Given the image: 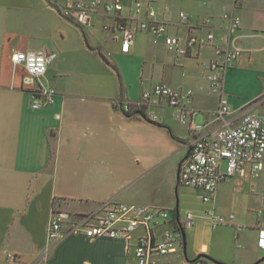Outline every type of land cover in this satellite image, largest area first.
Listing matches in <instances>:
<instances>
[{"label": "crops", "instance_id": "obj_1", "mask_svg": "<svg viewBox=\"0 0 264 264\" xmlns=\"http://www.w3.org/2000/svg\"><path fill=\"white\" fill-rule=\"evenodd\" d=\"M149 1L169 23V34L183 40L188 32L180 23V12L197 27V34H206V28L196 25L210 18L216 34L213 44L183 57L163 41L138 32L131 51L122 53L120 40L103 29L105 23L112 24V18L102 8L94 27L81 31L50 0H0V264H136L134 247L122 239L76 233H67L56 243L47 238L54 198H61V209L73 215L93 211L107 199L129 203L115 199L116 193L103 197L91 191L101 174L125 175L135 170L141 176L157 177L154 191L139 205L166 208L172 218H183L188 210L196 215L195 226L185 230L190 259L207 254L226 264H255L264 257L257 245V228L264 225L263 175L237 173L220 184L211 202L203 201V190L181 185L178 176L197 138L216 135L228 122L238 123L242 107L261 115L256 108L261 103L254 100L249 106L254 97L242 94L253 81L260 86L258 94L264 93V0ZM132 4L133 0H125V13L132 11ZM227 12L241 18L234 35L243 52L225 74L232 113L219 120L214 115L218 95L209 89L207 65L216 58L217 47L228 45ZM103 48L119 66L97 53ZM40 49L57 53L46 79L58 96L53 106L34 110L28 80L22 67L14 72L11 54ZM94 73L98 78L91 82ZM157 82L193 92L188 104L196 112L188 123H181L179 110L163 101L151 107L158 115L154 122L127 116L112 103L136 100ZM199 114L204 123L195 125ZM195 126L204 127L196 133ZM191 195L198 203L189 202L180 210L177 196ZM210 209L225 217L233 214L235 224L248 229L238 233L233 225L213 226L206 215ZM70 222L66 221L65 231ZM8 252L21 258L11 261ZM184 257L160 256L157 264H196Z\"/></svg>", "mask_w": 264, "mask_h": 264}, {"label": "built area", "instance_id": "obj_2", "mask_svg": "<svg viewBox=\"0 0 264 264\" xmlns=\"http://www.w3.org/2000/svg\"><path fill=\"white\" fill-rule=\"evenodd\" d=\"M50 3L60 14L67 13L82 29L94 27L95 15L102 8L112 18V24L105 23L103 29L112 32L120 40L122 53L131 51L138 32L152 35L155 42L163 41L170 50L183 57L194 52L199 53L213 44L216 37L210 18H204L196 25L198 28H206V34H197L194 32L197 27L188 23L185 12H180L179 19L186 27L187 37L183 40L178 34H169V23L160 16V12L149 0H133L130 13H125V0H50ZM224 18L228 22V45L217 47L216 58L207 65L209 89L218 95V106L214 115L219 120L232 113L224 89L225 74L243 52L234 35L241 25V18L228 12L224 14ZM56 58L57 53L46 49L14 51L11 54L14 72L22 67L28 80L27 92L31 95V107L34 110L53 106L56 102L58 91L46 79ZM192 94L191 90L181 91L167 83L157 82L144 90L136 100L122 98L115 99L112 103L127 116L139 115L154 122L158 121V115L151 107L163 101L168 106L177 108L181 123L186 124L196 112L188 104L192 101ZM262 102L264 96L254 103ZM203 127L195 126L193 130L196 133L201 132ZM246 171L252 177L264 176V116L247 112L242 107L238 123L228 122L216 135L197 138L190 145L189 155L181 163L178 176L181 185L203 190V201L211 202L215 200L221 183ZM61 203V198L53 199L47 228L49 242L56 243L67 233L84 234L88 238L122 239L128 246L134 247L136 264H157V259L166 255L183 257V231L194 227L197 222L196 215L190 210L184 212L183 218H172L170 212L162 207L109 200L102 203L97 210L73 215L61 209ZM206 215L213 226L233 225L238 233L248 229V226L235 224L233 214L225 217L210 209L206 211ZM67 220L71 222L65 231ZM166 224H171L172 227L163 228ZM257 233V245L264 250V225L257 228ZM134 238L136 240L132 245ZM47 254L48 251L43 259H46ZM7 257L11 261L21 258L12 252H8ZM196 264L207 262L202 258Z\"/></svg>", "mask_w": 264, "mask_h": 264}, {"label": "rangeland", "instance_id": "obj_3", "mask_svg": "<svg viewBox=\"0 0 264 264\" xmlns=\"http://www.w3.org/2000/svg\"><path fill=\"white\" fill-rule=\"evenodd\" d=\"M179 14V12H178ZM178 16V15H177ZM79 27V26H78ZM81 28V27H79ZM90 28L87 29L89 31ZM82 31V28L80 29ZM84 30V29H83ZM96 38L91 41L92 44H95ZM97 49V48H96ZM97 50V53H101V55L105 58V61L109 62V58L114 63L115 65L119 66L117 60L113 58V56H108V50L104 49ZM107 59V60H106ZM98 78L97 73H94L91 75V82H94V80ZM107 81L109 79L107 76L105 77ZM86 81V80H85ZM259 88L260 86L258 84H255L253 81V85H249L246 87V90L243 91L242 96L244 98L251 99L253 98L249 103H253L254 100L260 99L262 96H264V93L258 94L259 93ZM259 95V96H258ZM248 103V104H249ZM262 116H264V102L259 104L256 107ZM204 123V117L202 115H197L194 120L195 125H202ZM169 162V161H168ZM168 164V163H167ZM141 172L138 170H135L133 172H130L129 174L125 175H120L117 173L109 174H101L97 178L100 179L99 183H95V189L91 191V193L95 192L101 196H106V195H112V193H116L115 199H119L124 202H129V203H142L144 196L149 194L150 192H153L155 189V182L156 179L154 178L153 174H148L141 176ZM183 188V187H181ZM180 188V189H181ZM182 190V189H181ZM109 198V196H108ZM106 201H109L107 199ZM105 201V202H106ZM176 202L179 203V208L182 210L183 208L187 207V204L190 202L193 203H198V198L196 196H189V197H181L177 196ZM184 257V256H183ZM185 258V257H184Z\"/></svg>", "mask_w": 264, "mask_h": 264}, {"label": "water", "instance_id": "obj_4", "mask_svg": "<svg viewBox=\"0 0 264 264\" xmlns=\"http://www.w3.org/2000/svg\"><path fill=\"white\" fill-rule=\"evenodd\" d=\"M183 241H184V255H185V258L190 262V263H194L195 261H197L199 258H205L215 264H226V263H223V262H220L216 259H214L213 257L207 255V254H199L196 258L194 259H190L187 255V250H186V233L185 231H183ZM264 261V257L261 258L260 260H258L255 264H260Z\"/></svg>", "mask_w": 264, "mask_h": 264}, {"label": "bare ground", "instance_id": "obj_5", "mask_svg": "<svg viewBox=\"0 0 264 264\" xmlns=\"http://www.w3.org/2000/svg\"><path fill=\"white\" fill-rule=\"evenodd\" d=\"M107 202V201H106ZM104 203V202H103ZM126 204H129V203H126ZM135 205H139V204H135ZM144 206H151V205H144ZM159 207V206H158ZM99 207H97L95 210H97ZM163 208V207H162ZM166 209V208H165ZM168 210V209H167ZM170 212V210H168ZM85 213H88V212H85ZM82 214V213H80ZM51 216V215H50Z\"/></svg>", "mask_w": 264, "mask_h": 264}, {"label": "trees", "instance_id": "obj_6", "mask_svg": "<svg viewBox=\"0 0 264 264\" xmlns=\"http://www.w3.org/2000/svg\"><path fill=\"white\" fill-rule=\"evenodd\" d=\"M104 58V57H103ZM105 59V58H104ZM107 60V59H106ZM107 63H108V60H107ZM202 258H199L197 261H195L194 263L198 262L199 260H201Z\"/></svg>", "mask_w": 264, "mask_h": 264}]
</instances>
